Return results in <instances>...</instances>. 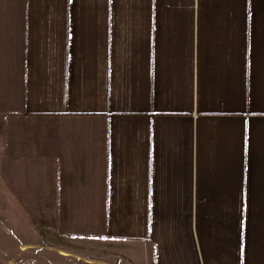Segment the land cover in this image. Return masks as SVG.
I'll return each mask as SVG.
<instances>
[{"label":"crops","instance_id":"crops-1","mask_svg":"<svg viewBox=\"0 0 264 264\" xmlns=\"http://www.w3.org/2000/svg\"><path fill=\"white\" fill-rule=\"evenodd\" d=\"M0 202L54 263L264 264V0H0Z\"/></svg>","mask_w":264,"mask_h":264},{"label":"rangeland","instance_id":"rangeland-1","mask_svg":"<svg viewBox=\"0 0 264 264\" xmlns=\"http://www.w3.org/2000/svg\"><path fill=\"white\" fill-rule=\"evenodd\" d=\"M1 208V202H0ZM8 218V220L6 219ZM21 219V218H20ZM26 242H36L38 245L23 249L21 244ZM49 239L40 237V234L25 232L24 224L19 222V217L15 214L9 217L2 216L0 209V264H71L65 261L55 260L54 254L58 249L49 248ZM52 253V254H51Z\"/></svg>","mask_w":264,"mask_h":264}]
</instances>
